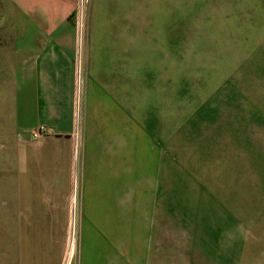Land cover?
Wrapping results in <instances>:
<instances>
[{
	"label": "rangeland",
	"instance_id": "1",
	"mask_svg": "<svg viewBox=\"0 0 264 264\" xmlns=\"http://www.w3.org/2000/svg\"><path fill=\"white\" fill-rule=\"evenodd\" d=\"M8 1L0 0V159L11 149L14 116ZM75 7L70 23L84 45L90 27L119 34L101 38L117 39L127 101L150 127L162 182L173 192L175 264H264V0H75ZM74 155L80 162L79 147ZM81 183L70 218L58 212L53 227H5L0 235L12 237L15 252L24 231L49 235L61 264H79L91 235Z\"/></svg>",
	"mask_w": 264,
	"mask_h": 264
},
{
	"label": "crops",
	"instance_id": "2",
	"mask_svg": "<svg viewBox=\"0 0 264 264\" xmlns=\"http://www.w3.org/2000/svg\"><path fill=\"white\" fill-rule=\"evenodd\" d=\"M75 8V0L8 1L16 21L8 30L14 116L11 149L0 159V228L53 227L58 212L70 218L81 178L91 235L83 239L79 264H175L168 251L173 192L162 182L167 174L154 158L150 127L137 102L127 101L117 39L101 38L119 34L90 27L91 43L84 45L70 23ZM42 127L44 136L32 139ZM24 233L17 252L12 237L0 235V264L62 263L49 235Z\"/></svg>",
	"mask_w": 264,
	"mask_h": 264
},
{
	"label": "built area",
	"instance_id": "3",
	"mask_svg": "<svg viewBox=\"0 0 264 264\" xmlns=\"http://www.w3.org/2000/svg\"><path fill=\"white\" fill-rule=\"evenodd\" d=\"M45 132H46V129L44 127L39 128L36 131H33L31 133L32 139H38V138H40L41 136H43L45 134Z\"/></svg>",
	"mask_w": 264,
	"mask_h": 264
}]
</instances>
